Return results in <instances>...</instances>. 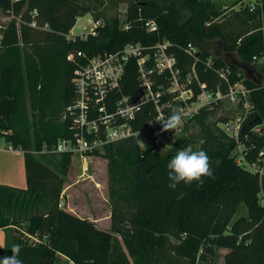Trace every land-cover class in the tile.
Returning a JSON list of instances; mask_svg holds the SVG:
<instances>
[{
  "label": "trees",
  "instance_id": "trees-1",
  "mask_svg": "<svg viewBox=\"0 0 264 264\" xmlns=\"http://www.w3.org/2000/svg\"><path fill=\"white\" fill-rule=\"evenodd\" d=\"M239 2L234 0L232 6ZM23 3L0 0L4 11L12 9L16 17L21 16L19 32L16 18L8 24L0 51V140L23 151L27 182L24 188L0 183V229L26 222V234L44 236L37 243L27 242L24 236L16 238L23 264H56L59 255L75 264H210L217 247L227 250L224 264H264L259 177L237 163L236 141L218 124L229 118L212 120L214 109H203L193 118L202 131L201 150L210 157L214 172V179L205 178L202 185L168 187L167 163L177 150L190 145L192 139L186 135L177 136L166 153L141 150L134 138H127L105 144L104 153L95 150L88 154L101 153L108 159L110 230L60 206L73 153L52 150L60 138L73 134L70 121L64 118L75 95L72 77L76 64L67 59L69 52L80 50L91 56L115 51L132 41L155 44L163 39L202 46L208 39L225 37L223 28L208 22L222 17L230 5L223 0H134L128 4V29L116 17L98 26L95 35L68 40L66 35L78 17L90 13V6L78 0H63L59 5L30 0L23 9ZM255 4L254 12H259L262 23L237 48L228 45L225 50L236 49L250 71L252 76L242 78L254 88V115L264 118V67L262 72L257 70V63L264 59V0ZM34 8L49 29L28 25ZM146 20H155L159 30L148 32ZM177 52L189 61L181 49ZM209 54L204 49V56ZM217 63L226 61L217 56ZM230 65L234 71L241 70ZM201 72L204 79L216 80L212 71L202 68ZM123 85L127 93L136 89L135 65L127 66ZM161 129L153 134H171ZM44 148V154L60 156V160L52 165L49 159L38 157L36 153ZM181 192L184 198L178 200ZM242 204L248 212L236 216ZM11 247L7 242L1 246L0 257L11 256Z\"/></svg>",
  "mask_w": 264,
  "mask_h": 264
},
{
  "label": "built area",
  "instance_id": "built-area-1",
  "mask_svg": "<svg viewBox=\"0 0 264 264\" xmlns=\"http://www.w3.org/2000/svg\"><path fill=\"white\" fill-rule=\"evenodd\" d=\"M39 17L38 8H34L28 25L49 29V24H42ZM100 25L104 24L98 19L88 33L67 34L66 37L68 40L86 39L90 34L95 35ZM144 26L150 33L159 30L155 20H146ZM123 27L128 29L129 23ZM2 41L0 33V49ZM177 49H181L189 61H184ZM67 59L76 64L72 77L75 95L64 114L73 134L60 138L53 151L72 152L86 162L89 153L109 142L127 138H134L141 150H158L164 137L155 136L153 131L162 127L173 108L182 111L183 120L180 127L170 130V135L182 133L187 123L203 109H226L230 112L229 119L221 122V128L236 141L237 163L258 175L261 186L258 196L260 204L264 205V118L260 116L255 121L259 115H254L251 98L254 88L245 83L242 70L234 71L227 61L218 65L217 55L204 56V49L194 41L174 44L168 39L155 44L132 41L115 51L91 56L80 50L71 51ZM132 65L137 70V87L127 93L123 78L127 66ZM202 68L215 73L216 80L210 76L204 79ZM3 144L0 140V149L14 150L11 144L2 147ZM64 203L61 200L60 206Z\"/></svg>",
  "mask_w": 264,
  "mask_h": 264
},
{
  "label": "rangeland",
  "instance_id": "rangeland-1",
  "mask_svg": "<svg viewBox=\"0 0 264 264\" xmlns=\"http://www.w3.org/2000/svg\"><path fill=\"white\" fill-rule=\"evenodd\" d=\"M17 1V0H16ZM19 1V0H18ZM23 9H25L30 0H23ZM33 1V0H32ZM56 3V5L61 4L63 0H50ZM83 5H88L91 8L90 13H86L83 16L78 17L75 26L71 29L69 34H74L76 36H81L82 34L88 33L93 27V22L98 19L101 20V24H104L106 21H109L114 18H118L121 25L127 23V13H128V4L134 0H78ZM224 5L229 7V10L220 18L209 21L210 24H218L223 28L225 32V37L223 39L216 37L213 39H208L202 44V48L208 50L211 54L221 56L228 63H233L239 66L242 70V73L247 75L250 74V71L241 63L242 58L237 52V50L226 51L225 48L228 45L235 46L236 48L242 43V40L249 36L256 26H259L261 22V15L256 11L257 6L255 2L257 0H240L238 4L232 6L234 0H223ZM260 1V0H259ZM34 4V3H33ZM246 7H249V10L252 13H249ZM99 15L98 19L96 16ZM16 18L17 20V30L19 32V19L21 16H15L14 11L7 10L4 11L0 7V33L3 34V40L5 36V30L8 24ZM3 50V41L0 51ZM264 67V59L260 60L257 63V70L262 72ZM65 111V110H64ZM63 111V114H64ZM230 112L226 109L216 108L212 111L210 115L211 119L214 121L219 120L223 116H229ZM29 118L32 120L33 116L29 113ZM63 119V115H62ZM218 122V121H217ZM189 129L180 133L179 135H186L191 137L192 141L190 145L194 150H201L203 144L202 131L198 122L191 120L187 123ZM221 127V122L218 123ZM8 133L11 130L7 131ZM178 134L166 136L161 139L158 144V151L160 153H166L174 146V140ZM4 144L2 147H5L8 142L3 140ZM7 148V147H5ZM5 148L0 149V178L2 181H5L8 185L18 187V175L23 173V168L20 171V165L18 167V155L20 154L15 150L14 152L5 151ZM43 150H46L45 148ZM99 152L104 153V147H102ZM36 155L42 159H49L50 163L53 165L57 163L60 159V156L56 155H47L44 152H37ZM20 157V156H19ZM66 182L64 183V189L62 192L63 197L61 200L71 201L75 206H93L94 196H97L98 199L108 200L109 198V179H108V159L104 157L101 153H92L87 157V161L83 162L82 157L78 154H73L72 163L69 168ZM15 170V171H13ZM16 172V173H15ZM16 174V179H10L11 176ZM9 181L11 183L9 184ZM92 190H96L95 193ZM71 204V205H72ZM67 208V203H64L63 206ZM248 212V208L245 204H242L240 210L237 212L236 216L245 215ZM26 229V222L20 224L19 226L12 227L10 231L0 230V243L2 242V234L7 233L9 240L8 245H13L16 238L24 236V240L27 242H41L44 239V236L37 235L36 239L26 234L24 231ZM38 238V239H37ZM217 254L213 257V260L210 261V264H224V253L226 248L217 247ZM59 262V259L57 263ZM56 263V264H57ZM62 264V262H60Z\"/></svg>",
  "mask_w": 264,
  "mask_h": 264
},
{
  "label": "clouds",
  "instance_id": "clouds-1",
  "mask_svg": "<svg viewBox=\"0 0 264 264\" xmlns=\"http://www.w3.org/2000/svg\"><path fill=\"white\" fill-rule=\"evenodd\" d=\"M183 113L179 108H173L171 114L162 123L161 131L174 130L181 126ZM167 176L170 183L168 187L176 190L183 183L186 186L194 182L199 186L204 183L205 178H213L214 172L211 167V160L203 150H194L191 145L177 150L175 155L167 163ZM185 193L181 192L177 199H183ZM20 245L14 244L11 247V256L0 257V264H23L19 259Z\"/></svg>",
  "mask_w": 264,
  "mask_h": 264
},
{
  "label": "crops",
  "instance_id": "crops-1",
  "mask_svg": "<svg viewBox=\"0 0 264 264\" xmlns=\"http://www.w3.org/2000/svg\"><path fill=\"white\" fill-rule=\"evenodd\" d=\"M15 150H19V149H14V150H5V151H10V152H14ZM20 154L18 155V167L19 164L20 165V171L21 168H23V173L18 175V187H26L27 182H26V172H25V164H24V154L23 151L19 150L18 151ZM20 156V157H19ZM70 170V169H69ZM15 171V170H13ZM16 173V172H15ZM1 176V175H0ZM16 174H14V176H11L10 179H16L15 178ZM0 183H7L5 181H2L0 178ZM11 183V181H9V184ZM96 190H92V192L95 193ZM63 197V195H62ZM65 203H67V208L66 210L70 211L71 213L79 216L80 218H86L89 219L90 221L94 222L99 228L105 229V230H110L111 226H112V210H111V203L110 200L108 198L105 199V201L103 199H98L97 196H94V201H93V206H89V205H84V206H75V204L70 203L71 201L64 200ZM72 204V205H71ZM0 230H7L10 231L11 228L8 229H0ZM8 233V232H7ZM6 232L2 234V242L0 243V247L4 246L6 242H8V234ZM227 252V250L225 251V253ZM224 253V254H225ZM60 262H62V264H75L72 260H70L67 256L65 255H59V262L57 264H60Z\"/></svg>",
  "mask_w": 264,
  "mask_h": 264
},
{
  "label": "water",
  "instance_id": "water-1",
  "mask_svg": "<svg viewBox=\"0 0 264 264\" xmlns=\"http://www.w3.org/2000/svg\"><path fill=\"white\" fill-rule=\"evenodd\" d=\"M144 4H146L147 2L146 1H144L143 2ZM247 75L250 77V76H252L251 74H249V73H247ZM258 83L260 84L261 83V81H258ZM260 119V116H258L257 118H256V120L255 121H257V120H259ZM254 121V122H255Z\"/></svg>",
  "mask_w": 264,
  "mask_h": 264
}]
</instances>
